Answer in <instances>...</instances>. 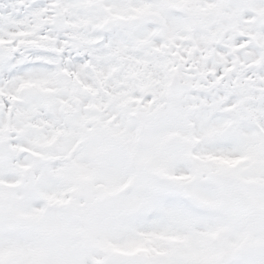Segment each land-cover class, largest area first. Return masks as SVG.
I'll use <instances>...</instances> for the list:
<instances>
[{
	"label": "snow or ice",
	"instance_id": "snow-or-ice-1",
	"mask_svg": "<svg viewBox=\"0 0 264 264\" xmlns=\"http://www.w3.org/2000/svg\"><path fill=\"white\" fill-rule=\"evenodd\" d=\"M0 264H264V0H0Z\"/></svg>",
	"mask_w": 264,
	"mask_h": 264
}]
</instances>
